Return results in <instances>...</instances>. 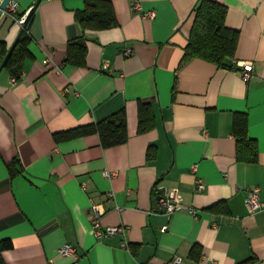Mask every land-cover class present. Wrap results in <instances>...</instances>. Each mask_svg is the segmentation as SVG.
<instances>
[{"label": "crops", "instance_id": "0c3cea01", "mask_svg": "<svg viewBox=\"0 0 264 264\" xmlns=\"http://www.w3.org/2000/svg\"><path fill=\"white\" fill-rule=\"evenodd\" d=\"M14 1L25 14L39 0ZM111 1L118 26L84 33L76 13L86 0H43L30 25L33 58L19 80L0 74V240L14 245L6 264H264V207L248 206L256 188L264 204V0H211L240 33L237 64H254L248 82L204 60L182 65L201 0ZM21 30L4 16L0 40L11 49ZM83 35L86 66L67 63ZM143 105L155 120L145 132ZM122 110L124 145L105 149L97 134L55 139ZM237 113L248 115L255 164L238 160ZM174 188L185 209L155 211V198ZM93 203L106 211L103 229L127 232L98 240ZM67 244L79 259L61 254Z\"/></svg>", "mask_w": 264, "mask_h": 264}, {"label": "trees", "instance_id": "16d2710c", "mask_svg": "<svg viewBox=\"0 0 264 264\" xmlns=\"http://www.w3.org/2000/svg\"><path fill=\"white\" fill-rule=\"evenodd\" d=\"M227 15L228 8L225 5L211 0H201L199 2L195 9L194 27L189 45L185 50L182 65L191 60L200 59L210 62L221 69L239 70L235 58L239 46L240 33L226 25ZM76 19L84 33L88 30L103 31L118 26V20L111 0H86L85 8L77 11ZM31 22L5 67V70L16 80L21 77L25 61L33 58L29 50V45L33 41L30 35ZM87 41L88 38L83 35L80 39L69 43L67 63L80 67L86 66ZM9 51L10 49L6 42L0 40V66ZM154 121L151 108L143 105L141 108L140 131L145 132L151 129L154 126ZM233 132L237 140L238 160L250 164L257 163L259 156L258 146L256 140L249 136L247 114L237 113L235 115ZM94 134L99 135L101 144L105 149L126 144L129 141L126 111L122 110L97 124L80 126L55 134V139L58 142H62ZM15 164H18V162ZM13 248L14 245L11 239L0 240V264H6L3 254Z\"/></svg>", "mask_w": 264, "mask_h": 264}, {"label": "built area", "instance_id": "2783aa9c", "mask_svg": "<svg viewBox=\"0 0 264 264\" xmlns=\"http://www.w3.org/2000/svg\"><path fill=\"white\" fill-rule=\"evenodd\" d=\"M133 9L135 10V12H140L143 10V7L141 3H136ZM29 13L30 11H28L25 14H21L19 11V4L13 1L9 5L5 16L11 18L14 23H16L17 25L23 28L27 23V18H28ZM144 17L149 18V19H154L156 17V13L153 11L147 12L144 14ZM131 55H132V50H127L125 52L126 57H129ZM237 67L239 69L237 71H240L243 76V79L246 82H248L253 76L254 64L252 62H245V63H242V65L237 64ZM108 68H109V64L106 63V65L104 66V70H108ZM70 92H71L70 88L65 89V93H70ZM193 169L196 170L197 167L195 166ZM106 175L108 177L110 176L107 173ZM198 182H199L198 190H204L205 186L203 182L201 180H199ZM260 191L261 190L259 188H256L250 192V196L248 198V206H249L251 213H256L258 211H261L264 207V204L261 201ZM183 209H185V206L183 204V196L178 188L165 190L154 201V210L157 212H162L166 210V213L171 215ZM190 212L193 215L198 214V211L193 210V209H191ZM105 213L106 211L101 204L93 203L91 210H90V214L92 217V224H93L94 232L98 240H104L106 238L114 236L118 232H123V233L127 232V230L122 227L120 228L114 227V228H109L107 230L103 229L101 221ZM167 230H168V227L163 228V232H166ZM61 254L65 257H74L76 259L80 258L77 249L73 245H70V244L65 245L61 249ZM180 262L181 260L177 258L174 261V264H180Z\"/></svg>", "mask_w": 264, "mask_h": 264}, {"label": "water", "instance_id": "95a60500", "mask_svg": "<svg viewBox=\"0 0 264 264\" xmlns=\"http://www.w3.org/2000/svg\"><path fill=\"white\" fill-rule=\"evenodd\" d=\"M14 0H3L2 3L0 4V21L2 20V18L5 16L6 11L9 7V5L13 2ZM43 0H39L37 5L30 11L28 18H27V23L26 25L22 28L20 35L18 36L17 40L15 41V43L13 44V46L11 47L9 54L7 55L6 59L4 60V62L2 63V65L0 66V74L2 73V71L5 69L7 62L9 61L11 55L13 54L15 48L17 47L21 37L23 36V34L25 33L29 23L31 22L34 14H35V10L36 8L39 6V4L42 2ZM161 213H166V210L162 211Z\"/></svg>", "mask_w": 264, "mask_h": 264}]
</instances>
